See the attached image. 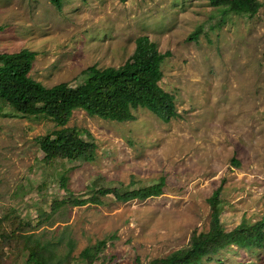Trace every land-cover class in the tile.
<instances>
[{"label":"rangeland","instance_id":"rangeland-1","mask_svg":"<svg viewBox=\"0 0 264 264\" xmlns=\"http://www.w3.org/2000/svg\"><path fill=\"white\" fill-rule=\"evenodd\" d=\"M257 1L249 18L209 0H61L60 9L50 0H0V55L35 53L33 81L77 88L93 71L133 65L135 40L145 36L170 54L158 85L179 115L163 123L136 109L117 123L74 110L61 127L0 100V264H37L28 260V237L45 247L49 264H86V249L97 254L92 264H151L208 232L217 190L225 232L262 219L264 0ZM62 129L85 132L79 139L95 145L92 161L45 160L39 140ZM160 178L162 194L144 201L100 194ZM196 264H264V247L231 246Z\"/></svg>","mask_w":264,"mask_h":264},{"label":"trees","instance_id":"trees-1","mask_svg":"<svg viewBox=\"0 0 264 264\" xmlns=\"http://www.w3.org/2000/svg\"><path fill=\"white\" fill-rule=\"evenodd\" d=\"M85 2L87 0H81ZM121 3L127 0H119ZM60 9L61 0H50ZM211 7L221 9L224 14L255 16L260 8L257 0H209ZM36 54L23 50L17 54L0 55V100L9 104L23 117L44 116L63 127L74 110H82L89 116L117 123L131 118V111L145 109L155 115L163 123L178 118L174 105V97L164 92L158 85L162 79L161 65L170 54L157 51L155 45L145 36L135 40L134 64L119 68H107L94 72L86 83L77 88L57 85L45 88L41 83L28 77ZM85 132L75 129H62L54 133V137L46 136L39 140V147L50 162L55 158L68 161L83 159L92 161L95 145L79 139ZM88 134V133H87ZM236 165L237 162L233 161ZM60 186L65 189V179ZM165 179L140 190L126 191L122 194L115 190L100 191L103 196L113 195L118 202L130 200L144 201L162 194ZM218 190L209 201L212 207L208 232L193 235L189 246L177 250L165 258L157 259L151 264H196V261L209 258L231 246L252 250L264 247V215L255 225L246 226L242 222L230 232L221 226L218 207ZM98 202V201H95ZM27 238L28 260L37 264H49L50 257L38 240L31 242ZM105 243H98L97 249ZM97 250V251H98ZM96 253L89 249L80 255L86 264H92Z\"/></svg>","mask_w":264,"mask_h":264}]
</instances>
